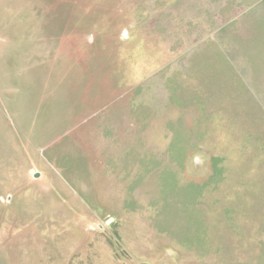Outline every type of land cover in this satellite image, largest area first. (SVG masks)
<instances>
[{
  "label": "rangeland",
  "instance_id": "374dc122",
  "mask_svg": "<svg viewBox=\"0 0 264 264\" xmlns=\"http://www.w3.org/2000/svg\"><path fill=\"white\" fill-rule=\"evenodd\" d=\"M199 7L0 0V264H264V91ZM168 148L223 168L193 212L201 251Z\"/></svg>",
  "mask_w": 264,
  "mask_h": 264
},
{
  "label": "crops",
  "instance_id": "0c3cea01",
  "mask_svg": "<svg viewBox=\"0 0 264 264\" xmlns=\"http://www.w3.org/2000/svg\"><path fill=\"white\" fill-rule=\"evenodd\" d=\"M200 3L199 19L205 20L199 25L204 30L202 35L212 33L216 35L220 32L225 39L231 40V43L234 38L238 39L241 46L233 42V49L227 51V59L243 75L248 76L247 73L252 75L254 79L251 83L257 87L255 91H264V0H205L204 4L200 0ZM203 5L206 6L204 9ZM207 20L210 27L208 32ZM204 23L206 24L203 25ZM221 38L225 41L223 37ZM257 45L262 54L259 58L250 57L251 51ZM197 106L204 107L202 103Z\"/></svg>",
  "mask_w": 264,
  "mask_h": 264
},
{
  "label": "flooded vegetation",
  "instance_id": "af4514ba",
  "mask_svg": "<svg viewBox=\"0 0 264 264\" xmlns=\"http://www.w3.org/2000/svg\"><path fill=\"white\" fill-rule=\"evenodd\" d=\"M175 125L177 126V128L176 129H178V128H180V126H181V124H179V123H175ZM182 130H184V133H185V128L184 127H182ZM192 134H198V130L196 131V132H194V133H192V132H187V135H188V138L189 139H192L193 138V135ZM169 150V148L166 150L167 151V154H165L166 156H164V157H166V159L169 161H172V165H174L173 163H176V160L178 161V163L177 164H179V167H180V169L182 168V167H184V169H181V171L180 170H178V172L179 173H181L180 174V177H182L183 179H184V182H183V185H184V183H186V182H191V183H194V184H196V185H201L202 183H205V182H207L208 181V179H210L213 175H215V170L213 169V166L214 167H216V164H215V162H217V160H218V156L217 155H214L212 152L210 153L209 151V153H208V163H207V165L205 166V167H203V168H198L199 166H195L194 167V171H188L187 169H186V167H187V158L189 157V155L194 151V149L193 150H191V151H187V152H185V149H183L181 152H180V154L177 156V157H174L173 155H172V153L171 152H169L168 151ZM170 155H169V154ZM164 155V154H163ZM167 155H168V157H167ZM172 156V157H171ZM215 156H217V159L215 158ZM130 158H132V157H128V156H126V155H124V157L122 158V159H124V163L122 164V167L125 169V170H127L128 168H129V170L130 171H133L134 172V176H133V179H135L136 178V170H134L135 168L134 167H131V164H129V161H130ZM154 158V157H153ZM194 158V157H193ZM134 159V158H133ZM155 160L156 159H158L157 157L156 158H154ZM201 158H199V157H195L193 160L194 161H199ZM136 160V159H135ZM201 161V160H200ZM193 162V161H192ZM205 164V163H204ZM160 168V167H159ZM203 169H205L204 170V173L202 172L203 171ZM206 171V172H205ZM202 174V175H201ZM183 175V176H182ZM199 198V197H198ZM198 198H197V200H198ZM196 200V204H200L198 201ZM201 203H202V201H201ZM160 217H157V218H155L154 220V222L157 224L159 221H160V219H159ZM115 220V217H109V218H107L106 219V224H110L111 222H113ZM105 223H103V222H99L97 225H102L101 227H97L101 232H105L106 230H105V227H106V224ZM158 224H160V223H158ZM161 232H164V231H161ZM116 242V241H115ZM117 248H119V246L117 245ZM121 248V247H120ZM119 248V249H120ZM172 249H174L173 247H171ZM118 249V250H119ZM175 250V249H174ZM198 250V249H197ZM201 251V250H200ZM157 261V263L156 264H181V262L179 261V260H172V261H164L165 259L163 258V259H156Z\"/></svg>",
  "mask_w": 264,
  "mask_h": 264
},
{
  "label": "trees",
  "instance_id": "16d2710c",
  "mask_svg": "<svg viewBox=\"0 0 264 264\" xmlns=\"http://www.w3.org/2000/svg\"><path fill=\"white\" fill-rule=\"evenodd\" d=\"M184 132V130H183ZM186 134V138L189 139L187 137V133ZM216 164V162H215ZM213 169L215 170V175H213L210 179H208L207 182L202 183L201 185H196L194 183L191 182H186L184 183V189L187 190L188 193V200L191 202V204H189L188 207L185 208V215L184 218L187 221H190V227H195L196 229L191 230V231H195V230H200V234L197 236H191V239L196 240L199 244H201L200 246V250L202 248V250L204 249V247H206V239L208 240L207 236L204 237V235H206L204 228H205V220L203 218H198L194 215V211L196 210V215H199L197 210H199L198 208H196V200L199 196H202L205 191L206 188L208 186H217L216 184L220 183V181H222L224 179V172H223V168L222 167H214ZM208 189V188H207ZM189 216V217H188ZM162 218V217H160ZM162 224V223H160ZM241 230V229H240ZM240 232V231H239ZM209 241H211V239L209 238Z\"/></svg>",
  "mask_w": 264,
  "mask_h": 264
},
{
  "label": "water",
  "instance_id": "95a60500",
  "mask_svg": "<svg viewBox=\"0 0 264 264\" xmlns=\"http://www.w3.org/2000/svg\"><path fill=\"white\" fill-rule=\"evenodd\" d=\"M42 176V172L40 171V170H37L34 174H33V177L35 178V179H37V178H40ZM10 196L11 195H8V200L10 199ZM101 227L102 225L100 224V225H93L92 227Z\"/></svg>",
  "mask_w": 264,
  "mask_h": 264
}]
</instances>
